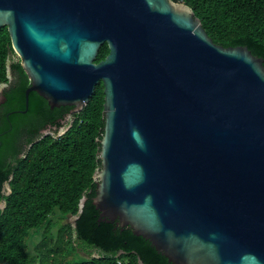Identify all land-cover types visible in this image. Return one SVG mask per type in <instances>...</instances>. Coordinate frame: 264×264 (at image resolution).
I'll return each instance as SVG.
<instances>
[{
	"label": "water",
	"instance_id": "1",
	"mask_svg": "<svg viewBox=\"0 0 264 264\" xmlns=\"http://www.w3.org/2000/svg\"><path fill=\"white\" fill-rule=\"evenodd\" d=\"M178 1L0 0V30L27 108L35 92L80 114L103 84L99 221L172 264H264V61L215 44Z\"/></svg>",
	"mask_w": 264,
	"mask_h": 264
},
{
	"label": "trees",
	"instance_id": "2",
	"mask_svg": "<svg viewBox=\"0 0 264 264\" xmlns=\"http://www.w3.org/2000/svg\"><path fill=\"white\" fill-rule=\"evenodd\" d=\"M182 1L215 44L246 47L264 61V0ZM108 54L104 44L96 63ZM9 66L20 82L4 93L8 102L0 116V203L6 205L0 210V264H172L150 241L120 227L118 221H99L100 212L93 204L97 193L93 175L101 167L103 84L96 87L84 110L74 114L69 130L56 138L39 132L73 107L52 110L43 98L30 94L29 114L11 118L15 131L11 137L6 116L26 109L27 78L4 27L0 30V87L9 83ZM24 134H28L26 143L17 145ZM7 184L10 194L5 191ZM83 197L87 201L79 215ZM78 215L76 228L64 223ZM38 234V242L28 243Z\"/></svg>",
	"mask_w": 264,
	"mask_h": 264
},
{
	"label": "flooded vegetation",
	"instance_id": "3",
	"mask_svg": "<svg viewBox=\"0 0 264 264\" xmlns=\"http://www.w3.org/2000/svg\"><path fill=\"white\" fill-rule=\"evenodd\" d=\"M175 3H179V1L177 0V2H175ZM10 65H11V62H10ZM25 76L27 78V89H26V91H27L31 87V82H30L28 76L26 75V73H25ZM19 82H20V79L18 78L17 73H15V71L12 70L11 67L9 66V83L3 85L4 87L0 91V116L4 114L5 105L8 102L7 98L4 96V93L7 92V91H9V92L12 91V89L14 87H16V85ZM32 93L38 95L35 92H32ZM32 93H30V94H32ZM30 94H29V96H30ZM28 107H29V105H28ZM28 109L29 108L26 107L25 110H21V109L12 110L6 116L7 120L10 121V125H11L9 133H8V136L12 137L15 134V131H14L12 123H11V118L15 117V116H19V115H22V116L28 115L29 114V110ZM0 120H1V118H0ZM73 121H74V114L72 113V110H70L69 112H66L64 114V117H61L59 120H56L53 125H48L47 128L40 130L39 134L42 135V136L52 135L55 138L56 137H60V136L64 135L69 130V128L71 127ZM27 139H28V134H24L23 136H21L20 141H18L19 144H17V145L23 146L24 143H26L25 141ZM13 166H16V164H13ZM6 190L7 189L5 187V191Z\"/></svg>",
	"mask_w": 264,
	"mask_h": 264
},
{
	"label": "rangeland",
	"instance_id": "4",
	"mask_svg": "<svg viewBox=\"0 0 264 264\" xmlns=\"http://www.w3.org/2000/svg\"><path fill=\"white\" fill-rule=\"evenodd\" d=\"M16 59H18V58L16 57ZM2 208H3V204L0 203V209H2ZM64 223H65V224H70V225H72V218H69V219L65 220ZM39 238H40V234L35 235L33 238H30V239H29L28 243H30L31 241H33V242H38V241H39ZM30 244H31V243H30ZM83 256L85 257V255H83Z\"/></svg>",
	"mask_w": 264,
	"mask_h": 264
}]
</instances>
